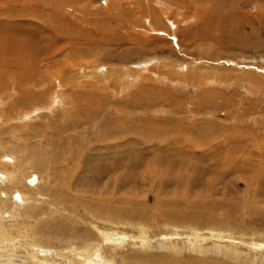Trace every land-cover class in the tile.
Returning a JSON list of instances; mask_svg holds the SVG:
<instances>
[{
    "label": "rangeland",
    "instance_id": "obj_1",
    "mask_svg": "<svg viewBox=\"0 0 264 264\" xmlns=\"http://www.w3.org/2000/svg\"><path fill=\"white\" fill-rule=\"evenodd\" d=\"M3 35L1 264H264V0H0Z\"/></svg>",
    "mask_w": 264,
    "mask_h": 264
},
{
    "label": "bare ground",
    "instance_id": "obj_2",
    "mask_svg": "<svg viewBox=\"0 0 264 264\" xmlns=\"http://www.w3.org/2000/svg\"><path fill=\"white\" fill-rule=\"evenodd\" d=\"M212 2V5L213 4H215L214 3V1H211ZM208 3H210V2H208ZM220 7V6H219ZM215 9V8H214ZM207 10H208V8H206L204 11L205 12H203V15L204 14H206V12H207ZM211 15H213L211 12H209L208 13V16L207 15H205L203 18V22L201 21V24H203L202 26H209L210 25V23L212 22L211 21V18H209V16H211ZM197 17V16H196ZM202 17V16H201ZM200 19H202V18H200ZM200 21V20H199ZM228 23V22H227ZM230 23V22H229ZM215 25V24H214ZM215 27V26H214ZM232 27V26H231ZM4 33V32H3ZM7 33V32H6ZM17 35V36H16ZM16 35H12V37H11V41H12V43H13V39L12 38H14V37H17V40H19V41H26V42H30V38H28V37H26V35H25V33H23V34H20V33H18V34H16ZM54 35V34H53ZM57 37V36H56ZM4 39H5V41L6 40H8V38L6 39V35L4 36H0V59L2 58V55H1V50H3V51H6V52H8V49H7V45L5 46L4 45ZM15 40V39H14ZM39 40V39H38ZM38 40H36L35 38H34V41H36V43H38L39 44V41ZM9 41V40H8ZM54 42V41H53ZM36 43H35V45H36ZM52 43V42H51ZM50 43V44H51ZM14 44V43H13ZM15 44H17V43H15ZM47 44V43H46ZM28 45V44H27ZM29 46V45H28ZM31 46H32V44H31ZM43 46H46V45H43ZM39 48V47H38ZM41 48H39V50H40ZM38 50V49H37ZM103 71H104V68H103ZM105 74V73H104ZM23 76V75H22ZM21 79V78H20ZM108 82V81H107ZM106 85H108V84H106ZM108 87V86H107ZM30 99V98H29ZM54 99V98H53ZM53 101V100H52ZM60 101V100H59ZM59 103V102H58ZM51 105V104H50ZM60 105V104H59ZM58 105V106H59ZM27 119V118H26ZM27 122V121H26ZM28 123V122H27ZM21 127V126H20ZM12 133V132H11ZM18 154V153H17ZM9 158V157H8ZM10 160V159H9ZM3 165V164H2ZM12 165V164H11ZM17 171V170H16ZM16 173V172H15ZM12 174H13V171H12ZM12 174H9L10 176L12 175ZM14 175V174H13ZM6 176V175H5ZM15 176V175H14ZM1 177V179H2V176H0ZM15 177H17V176H15ZM29 177V176H28ZM5 178V177H4ZM33 177H31V178H29V179H27V184L29 185V186H31V187H33L35 184L34 183H37L38 181H37V179L36 178H34L33 180ZM9 180V179H8ZM12 180H14V179H12ZM17 180V179H16ZM14 181H12V183H13ZM17 182V181H16ZM19 182V181H18ZM22 183V182H21ZM33 183V184H32ZM26 184V183H25ZM2 185V184H1ZM13 185V184H12ZM14 185H15V183H14ZM20 185V184H19ZM17 186V185H16ZM25 187V186H24ZM26 187H27V185H26ZM16 190H18V189H16ZM32 190V189H31ZM35 190V189H34ZM6 194V193H5ZM10 194V193H9ZM4 195V194H3ZM2 197V196H1ZM7 197V196H6ZM24 197V196H23ZM25 199H27L26 197H24ZM12 199V198H11ZM17 199L19 200V201H21V203H22V197L20 196V194L17 196ZM18 201V202H19ZM24 201V200H23ZM19 206V205H18ZM114 211H119L118 210V206H115L112 210H111V212H114ZM1 212V211H0ZM3 213H5V212H3ZM2 214V213H1ZM8 214V213H7ZM118 215H119V213H118ZM1 226V225H0ZM3 227V226H2ZM4 228V227H3ZM4 230V229H3ZM5 233H6V231H5ZM108 234V233H107ZM7 235V234H6ZM197 236V235H196ZM4 237V236H3ZM6 237V236H5ZM105 237V236H104ZM9 238V237H8ZM11 238V237H10ZM5 239V238H4ZM113 239V238H112ZM7 239H5V241H6ZM145 240V239H144ZM34 242V241H33ZM34 245H35V242L33 243ZM34 245H33V247H34ZM36 246V245H35ZM32 247V246H31ZM194 247V246H193ZM196 247V246H195ZM4 248V247H3ZM93 248V247H92ZM0 249H1V247H0ZM95 250H96V248H95ZM1 254L3 253V252H0ZM73 253V252H72ZM98 254H99V252H98ZM11 255V254H10ZM2 256V255H1ZM90 256V255H89ZM97 256V255H96ZM95 256V257H96ZM5 257V256H4ZM69 257V256H68ZM37 258H35L34 260H36ZM38 260V259H37ZM81 260H83V259H81ZM85 260V259H84ZM83 260V261H84ZM7 262V261H6ZM10 262V261H9ZM48 262V261H47ZM87 262H89V263H91L89 260L87 261L86 260V263ZM1 264V263H0ZM3 264V263H2ZM49 264V263H48ZM100 264V263H99ZM102 264V263H101Z\"/></svg>",
    "mask_w": 264,
    "mask_h": 264
}]
</instances>
